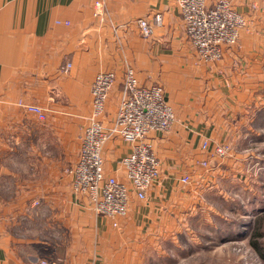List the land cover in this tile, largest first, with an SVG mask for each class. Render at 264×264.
I'll use <instances>...</instances> for the list:
<instances>
[{"label": "crops", "instance_id": "crops-1", "mask_svg": "<svg viewBox=\"0 0 264 264\" xmlns=\"http://www.w3.org/2000/svg\"><path fill=\"white\" fill-rule=\"evenodd\" d=\"M95 1L0 0V264H128L129 256L157 264L165 253L158 239L174 238L179 249L184 229L194 250L196 231L207 228L218 235L214 249L237 247L241 233L264 220V0H229L247 27L213 63L188 45L175 0H102L100 18ZM139 19L149 22V37ZM127 67L141 84H162L176 121L149 136L160 176L147 200L130 197L128 215L113 227L73 194L67 172L93 78L116 75L108 126ZM25 106L43 108L46 120ZM204 139L231 152L210 159L199 148ZM102 150L105 176L122 179L118 162L128 145L114 138Z\"/></svg>", "mask_w": 264, "mask_h": 264}, {"label": "built area", "instance_id": "built-area-1", "mask_svg": "<svg viewBox=\"0 0 264 264\" xmlns=\"http://www.w3.org/2000/svg\"><path fill=\"white\" fill-rule=\"evenodd\" d=\"M175 2L190 46L204 62L220 60L223 48L236 46L241 32L247 27L246 18L233 8L229 0H215L210 6L205 0ZM104 8L102 0H96L93 16L102 17ZM153 19L156 25H161L159 14L154 15ZM137 23L141 35L149 37V22L139 19ZM63 25L69 27L70 21H65ZM115 81L116 75L112 71H103L93 78L90 88L91 110L82 128L77 159L67 172L71 177L73 194L84 199L94 215L111 220L113 227L117 226L119 219L128 215L130 197L147 200L149 191L160 176L161 165L148 143L149 136L154 132L168 131L176 121L163 86L157 83L141 84L133 68L127 67L114 119L108 126L104 125L106 100ZM25 108L35 114L37 119L46 120L43 108ZM114 138L122 140L130 149L118 162L124 174L122 179L104 174L102 149L106 142ZM199 148L210 159H223L231 152L228 144L210 146L208 139H204ZM200 164L202 167L208 166L205 160ZM181 180L183 184L190 182L188 176ZM40 264L46 263L43 261Z\"/></svg>", "mask_w": 264, "mask_h": 264}, {"label": "rangeland", "instance_id": "rangeland-1", "mask_svg": "<svg viewBox=\"0 0 264 264\" xmlns=\"http://www.w3.org/2000/svg\"><path fill=\"white\" fill-rule=\"evenodd\" d=\"M187 42L188 45L190 46L188 39ZM154 83L160 84L158 81ZM214 224H217V222L214 221ZM246 226H243V228H245ZM257 227H258V233H261L263 235L262 238L257 239L258 240L257 242L264 243V220L261 222L259 221ZM246 228L249 229L250 227L247 226ZM256 228L252 227L250 233H246V232L241 233L242 236L246 235V238H244L243 239L244 241H241V243L237 247L233 246L236 244H232L229 242L227 243L228 244L227 246H222V248L219 247L217 249L216 248L214 249V247H216L217 244L219 243L218 242L219 240L216 239V235H214L215 231L210 230L209 232L208 228L205 231L198 230L195 233L196 234L195 237H193L194 238L193 243H196L195 250L194 248L190 247L189 243H191L192 241L191 238L186 235L187 231L184 229L183 232L180 234L179 238H176L178 240L177 243H179L181 246L179 249L174 250L171 246L172 242L175 240L174 238L173 239L171 237L167 238L165 236L162 239H158V241H160V244L158 245L163 246L165 253H162L164 254L163 256L161 255L159 256L158 260L160 261V263L157 264H264V262H262L258 258L256 253L253 252V250L250 248L248 244L250 236L254 234ZM206 233L208 235H206ZM208 236L209 238L210 236L211 238H214L213 242L215 243L210 242V240L207 241L206 239L209 238H205V237ZM223 237L225 238V236ZM202 245H205V250L199 248ZM125 263L138 264L137 262H134L131 256L128 257V261ZM141 264H154V262L148 256L144 259L143 262H141Z\"/></svg>", "mask_w": 264, "mask_h": 264}, {"label": "trees", "instance_id": "trees-1", "mask_svg": "<svg viewBox=\"0 0 264 264\" xmlns=\"http://www.w3.org/2000/svg\"><path fill=\"white\" fill-rule=\"evenodd\" d=\"M258 223H259V220L256 221V223L254 225L255 228L258 226ZM262 237H263V235L261 233H258V227H257L255 232H254V234L250 236L248 244H249L250 248L253 250V252L256 253L258 258L262 262H264V248H263L264 247V243H258L257 242L258 241L257 239L262 238Z\"/></svg>", "mask_w": 264, "mask_h": 264}]
</instances>
